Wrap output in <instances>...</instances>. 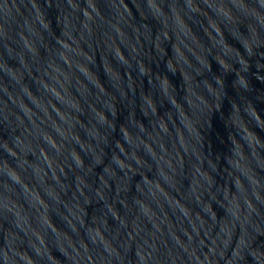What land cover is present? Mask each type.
I'll list each match as a JSON object with an SVG mask.
<instances>
[{
	"label": "water",
	"instance_id": "95a60500",
	"mask_svg": "<svg viewBox=\"0 0 264 264\" xmlns=\"http://www.w3.org/2000/svg\"><path fill=\"white\" fill-rule=\"evenodd\" d=\"M0 264H264V0H0Z\"/></svg>",
	"mask_w": 264,
	"mask_h": 264
}]
</instances>
